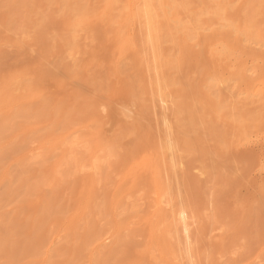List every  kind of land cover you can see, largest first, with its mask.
Returning a JSON list of instances; mask_svg holds the SVG:
<instances>
[{"label":"rangeland","instance_id":"374dc122","mask_svg":"<svg viewBox=\"0 0 264 264\" xmlns=\"http://www.w3.org/2000/svg\"><path fill=\"white\" fill-rule=\"evenodd\" d=\"M144 1L0 0V264H264V0Z\"/></svg>","mask_w":264,"mask_h":264},{"label":"bare ground","instance_id":"6f19581e","mask_svg":"<svg viewBox=\"0 0 264 264\" xmlns=\"http://www.w3.org/2000/svg\"><path fill=\"white\" fill-rule=\"evenodd\" d=\"M145 1H146V2H145ZM145 1H144V2H145V3H144V4H145V7H146L147 5H150L149 1L151 2V0H149V1H148V0H145ZM147 1H148V2H147ZM156 1H159V2H160V1H162V0H156ZM154 2H155V1H154ZM159 2H158V3H159ZM163 2H164V1H163ZM151 3H153V2H151ZM155 4H156V3H155ZM151 6H152L153 8L151 7V8H149V9H153V10H154V9H155V7H154V3H153ZM156 6H157V5H156ZM161 6H162V5H161ZM145 7H144V8H145ZM157 8H158V7H157ZM159 8H161V7H159ZM149 9H148V10H149ZM156 11H157V9H156ZM156 11H155V12H156ZM160 11H161V10H160ZM148 12H149V14H151V11H150V10H149ZM153 12H154V11H153ZM153 12H152V15H153ZM146 13H147V11H146ZM215 13H216V12H215ZM149 14L147 13L146 17H147ZM154 16H157V14L155 13ZM154 16H153V17H154ZM149 17H150V19H154V18H155V17H154V18H151V16H149ZM237 18H238V17H237ZM151 21H152V20H151ZM154 21H155V20H154ZM154 21H153V22H154ZM149 22H150V21H149ZM153 22H152V24H153ZM160 22H161V23H160ZM236 22H237V21H236ZM242 22H244V21H242V20L239 21V20H238V22H237L238 24H237V25H239V24L242 23ZM157 23H160V25H158ZM162 23H163L162 21H158V22H156V25H157V26H156V25H154V24H155V22H154V24H153L154 26H153V25H150V27H149V26H148V27H149L150 29L153 28L152 31H154L155 33H161V29L163 28V30H164V28H165V26H164V27L162 26ZM247 23H248V22H247ZM235 24H236V23H234L233 26H234ZM237 25H236V26H237ZM240 25H241V24H240ZM240 25H239V26H240ZM236 26H235V27H236ZM245 27H246V26H243V27H241V29H242V28H245ZM247 27H248V26H247ZM249 27H250V26H249ZM248 29H249V28H248ZM152 31H151V32H152ZM157 35H159V34H157ZM157 35H156V36H157Z\"/></svg>","mask_w":264,"mask_h":264}]
</instances>
